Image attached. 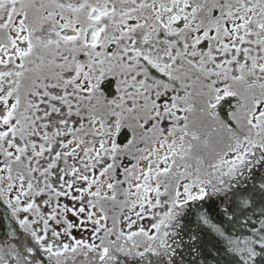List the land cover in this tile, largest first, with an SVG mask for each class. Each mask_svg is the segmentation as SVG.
Instances as JSON below:
<instances>
[{"label":"snow or ice","instance_id":"6c2138e0","mask_svg":"<svg viewBox=\"0 0 264 264\" xmlns=\"http://www.w3.org/2000/svg\"><path fill=\"white\" fill-rule=\"evenodd\" d=\"M0 264H264V0H0Z\"/></svg>","mask_w":264,"mask_h":264}]
</instances>
